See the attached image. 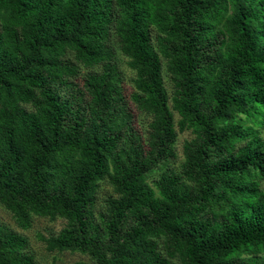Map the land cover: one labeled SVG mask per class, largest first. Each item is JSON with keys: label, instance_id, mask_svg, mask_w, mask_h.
I'll return each mask as SVG.
<instances>
[{"label": "trees", "instance_id": "trees-1", "mask_svg": "<svg viewBox=\"0 0 264 264\" xmlns=\"http://www.w3.org/2000/svg\"><path fill=\"white\" fill-rule=\"evenodd\" d=\"M263 126L264 0H0V206L49 252L264 264ZM0 264H37L3 224Z\"/></svg>", "mask_w": 264, "mask_h": 264}, {"label": "rangeland", "instance_id": "rangeland-1", "mask_svg": "<svg viewBox=\"0 0 264 264\" xmlns=\"http://www.w3.org/2000/svg\"><path fill=\"white\" fill-rule=\"evenodd\" d=\"M116 62L121 73L123 87L126 93V97L129 99V94L133 89L131 79L133 74L127 68L126 59L123 58L118 51L116 50ZM166 81V80H165ZM165 86L169 91L170 85L165 82ZM136 124L138 127L143 125L144 121H139V118L136 116ZM177 120V116L175 115V121ZM261 134L264 139V126L261 129ZM191 139V135L189 132L178 133L175 151L177 155V161L175 167L177 169L178 165L182 162V146L186 140ZM261 188L264 190V182L261 183ZM111 194V189L107 186H103L102 190L98 193V206L99 209L101 206L104 207L102 203L103 198ZM0 224L5 225L10 230L24 236L28 240V251L34 256L37 264H76V263H84V264H92L90 259L87 256H84L79 253L72 252H49L46 249V245L43 239L48 238L49 236L57 235L58 232L64 227L65 221L61 219H57L54 221H49L46 218H36L33 217L31 226L27 230L19 229L11 215L0 206Z\"/></svg>", "mask_w": 264, "mask_h": 264}]
</instances>
